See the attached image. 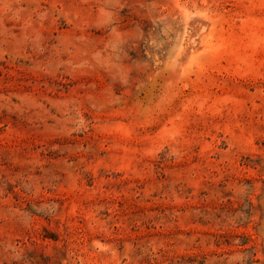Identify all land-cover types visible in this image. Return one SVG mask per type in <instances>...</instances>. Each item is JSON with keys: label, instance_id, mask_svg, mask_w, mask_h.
<instances>
[{"label": "rangeland", "instance_id": "374dc122", "mask_svg": "<svg viewBox=\"0 0 264 264\" xmlns=\"http://www.w3.org/2000/svg\"><path fill=\"white\" fill-rule=\"evenodd\" d=\"M0 264H264V0H0Z\"/></svg>", "mask_w": 264, "mask_h": 264}]
</instances>
